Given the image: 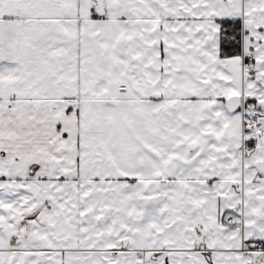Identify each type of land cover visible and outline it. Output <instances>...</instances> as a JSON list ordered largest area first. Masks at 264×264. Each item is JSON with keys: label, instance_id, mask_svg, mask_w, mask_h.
I'll return each instance as SVG.
<instances>
[{"label": "snow or ice", "instance_id": "snow-or-ice-1", "mask_svg": "<svg viewBox=\"0 0 264 264\" xmlns=\"http://www.w3.org/2000/svg\"><path fill=\"white\" fill-rule=\"evenodd\" d=\"M0 264H264V0H0Z\"/></svg>", "mask_w": 264, "mask_h": 264}]
</instances>
